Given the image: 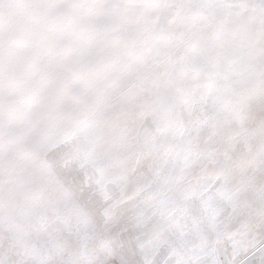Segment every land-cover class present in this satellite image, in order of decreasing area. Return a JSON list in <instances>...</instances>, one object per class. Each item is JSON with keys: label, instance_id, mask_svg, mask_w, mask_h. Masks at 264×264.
I'll return each mask as SVG.
<instances>
[{"label": "snow or ice", "instance_id": "obj_1", "mask_svg": "<svg viewBox=\"0 0 264 264\" xmlns=\"http://www.w3.org/2000/svg\"><path fill=\"white\" fill-rule=\"evenodd\" d=\"M0 264H264V0H0Z\"/></svg>", "mask_w": 264, "mask_h": 264}]
</instances>
